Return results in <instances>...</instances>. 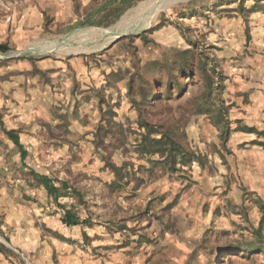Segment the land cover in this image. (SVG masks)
<instances>
[{
	"label": "rangeland",
	"instance_id": "rangeland-1",
	"mask_svg": "<svg viewBox=\"0 0 264 264\" xmlns=\"http://www.w3.org/2000/svg\"><path fill=\"white\" fill-rule=\"evenodd\" d=\"M0 119V264H264V0H0Z\"/></svg>",
	"mask_w": 264,
	"mask_h": 264
},
{
	"label": "trees",
	"instance_id": "trees-1",
	"mask_svg": "<svg viewBox=\"0 0 264 264\" xmlns=\"http://www.w3.org/2000/svg\"><path fill=\"white\" fill-rule=\"evenodd\" d=\"M188 70L183 68L180 69V74L187 75ZM203 77L201 78L202 82L205 85V93L210 94V77L206 75V72H202ZM141 128L147 130V135L142 137L140 143V153L144 155H154L158 154L169 167H175L177 163H180L182 166L190 163V156L181 151V147L171 138L166 137L161 134L160 138L157 140H149V136L152 132H150V128L146 122H143ZM0 129L2 133L7 137L9 141H11L18 149L20 160L23 162L27 157V152L24 150L22 144L20 143L19 136L13 130H7L0 119ZM153 146H160L162 149L158 152L153 151ZM179 161V162H178ZM110 169L114 173L116 180L119 182L121 180L122 170L115 166H110ZM29 175L33 181H35L39 186H41L45 193L50 197L58 208H61L63 211L62 217L60 218V222L62 225L66 227H76V226H84L90 223L88 217L81 219L79 215L76 213V206L82 205L83 200L82 196L75 188L70 186L66 181L56 180L52 181L45 175H40L34 172L33 170L29 171ZM118 185V183L113 184ZM60 198H71L75 203L70 204L67 208L66 206L60 204L58 201ZM192 245L193 248L190 249V258H195L197 256L198 250H204L205 244H189ZM0 254L9 257L13 255V253L7 249L4 245L0 244Z\"/></svg>",
	"mask_w": 264,
	"mask_h": 264
},
{
	"label": "bare ground",
	"instance_id": "bare-ground-1",
	"mask_svg": "<svg viewBox=\"0 0 264 264\" xmlns=\"http://www.w3.org/2000/svg\"><path fill=\"white\" fill-rule=\"evenodd\" d=\"M160 9H161V7H160V5L157 2L152 4V5H150L149 8H147L146 11L143 14L141 13L142 15L140 17L138 16V21L145 23L146 21L150 20L151 17ZM136 29H138V28L137 27H128V28H122V29L119 28L118 29V27L116 26L114 28H110L109 29V31L111 32V34L109 36L113 40L117 35H119L120 31H123V30L124 31H126V30H136ZM105 42H108V40H105Z\"/></svg>",
	"mask_w": 264,
	"mask_h": 264
},
{
	"label": "water",
	"instance_id": "water-1",
	"mask_svg": "<svg viewBox=\"0 0 264 264\" xmlns=\"http://www.w3.org/2000/svg\"><path fill=\"white\" fill-rule=\"evenodd\" d=\"M127 36V33L126 32H121L119 35H117L114 39H113V42H115L116 40L120 39V38H123V37H126Z\"/></svg>",
	"mask_w": 264,
	"mask_h": 264
}]
</instances>
